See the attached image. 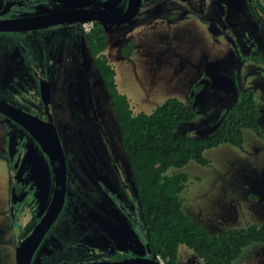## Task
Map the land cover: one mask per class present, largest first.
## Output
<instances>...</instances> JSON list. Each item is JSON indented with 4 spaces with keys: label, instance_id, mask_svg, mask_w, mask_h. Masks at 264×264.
<instances>
[{
    "label": "rangeland",
    "instance_id": "obj_1",
    "mask_svg": "<svg viewBox=\"0 0 264 264\" xmlns=\"http://www.w3.org/2000/svg\"><path fill=\"white\" fill-rule=\"evenodd\" d=\"M159 1L143 3L138 14L126 23L105 24V52L116 69L118 86L135 112H152L169 97L185 102L193 97L197 117L180 123L175 135L198 137L207 136L219 126L240 87L251 88L260 109V133L245 130L241 146L224 143L206 150L208 165L191 161L182 168H171L169 173L188 174L187 187L180 194L183 207L209 233L262 224L264 61L250 55H264V17L253 0H185V4L174 7L170 0L165 4ZM130 42L131 50L125 52L123 47ZM86 56V68L95 69L89 81L101 85L102 90L101 97L100 91L92 88L90 97L99 122L109 137L119 134L127 154L107 88L94 60L88 52ZM195 85H201V89L193 95ZM89 104L88 99L86 108ZM7 124L0 111V264H16L14 242L26 233V220L22 227H12L7 212L11 186V164L4 153ZM57 127L69 167L72 160H80L82 145L77 139L66 138L62 124ZM72 181L69 171L68 182L73 185ZM177 264L205 263L192 248L181 244ZM232 264H264V242L249 245Z\"/></svg>",
    "mask_w": 264,
    "mask_h": 264
},
{
    "label": "flooded vegetation",
    "instance_id": "obj_2",
    "mask_svg": "<svg viewBox=\"0 0 264 264\" xmlns=\"http://www.w3.org/2000/svg\"><path fill=\"white\" fill-rule=\"evenodd\" d=\"M184 1L169 2L174 7ZM128 4L129 0H0V19L34 18L28 24L40 25L0 30V100L9 113L21 116L17 110L21 109L37 117L29 121L47 123L43 130L40 127L43 136L53 131V125L59 134L57 125L62 124L66 138L77 139L83 149L80 160H72L68 167L61 140L66 158L65 199L31 264H103L148 257L153 251L128 150L125 146L126 154L122 149L119 134L109 137L101 126L90 98L92 88L102 97L101 85L89 81L95 69L86 68V52L94 60L86 33L96 26L105 30V24L120 23L82 17L119 15ZM68 11L69 16L61 15ZM59 19L67 21L50 23ZM1 113L8 120L4 153L11 164L7 212L12 227L20 228L26 220V233L17 237L15 251L53 205L56 169L32 131L9 113ZM69 171L73 185L68 182Z\"/></svg>",
    "mask_w": 264,
    "mask_h": 264
},
{
    "label": "trees",
    "instance_id": "obj_3",
    "mask_svg": "<svg viewBox=\"0 0 264 264\" xmlns=\"http://www.w3.org/2000/svg\"><path fill=\"white\" fill-rule=\"evenodd\" d=\"M253 3L264 17V4L260 0H253ZM86 40L109 92L129 153L152 249L163 264H177L181 244L192 248L205 264H232L249 245L264 242V223L230 228L218 234L209 233L203 225L190 218L183 207L180 194L187 187L188 174L169 173L171 168H182L191 161L208 165L210 160L205 157L206 150L224 143L241 146L245 130L260 133V109L255 92L251 88L240 87L234 105L207 136L187 133L177 136L175 132L180 123L197 117L191 103L193 97L188 99L189 102L169 97L152 112H135L127 94L119 88L116 69L105 52L106 32L96 26L86 33ZM131 44L125 45L123 50L130 51ZM250 57L264 61V55L257 53ZM200 89L201 85H195L193 95Z\"/></svg>",
    "mask_w": 264,
    "mask_h": 264
},
{
    "label": "water",
    "instance_id": "obj_4",
    "mask_svg": "<svg viewBox=\"0 0 264 264\" xmlns=\"http://www.w3.org/2000/svg\"><path fill=\"white\" fill-rule=\"evenodd\" d=\"M143 0H129V4L127 9L119 15H108V14H96L95 16L86 15L82 17L83 19H101L106 22H114V23H126L133 19L139 12L140 7L142 5ZM80 12L84 13V9H79ZM68 13L71 12H63L61 15L69 16ZM34 18H11V19H0V30H26L30 28H34L40 25L36 24H28V22H32ZM74 19H68V21H72ZM59 21H67L65 19H59L55 21H51L50 23L59 22ZM105 85V84H104ZM107 88V87H106ZM108 91V90H107ZM10 105V104H9ZM14 109V108H13ZM17 109V108H16ZM0 110L3 112L9 113L8 109L5 108V104L2 100H0ZM18 112L22 113L21 116H17V114H12L14 118L19 119L21 123H23L27 128H29L32 133L36 136V138L41 142L44 149L50 156L52 160V164L54 165V169H56V189L54 193V203L51 208L47 211L46 215L38 222V224L31 229V231L18 243L15 250V262L16 264H31L32 255L38 246L40 240L44 236L47 231L51 228V226L56 221L60 211L62 210V206L65 199L66 193V158L63 146L61 144V139L59 137L58 132L55 129V125L52 126L53 131H47L46 135L43 136L41 129L43 130L44 125L47 124L44 121H29L28 118L37 117L22 111L21 109H17ZM24 115V116H22ZM50 124V123H48ZM51 125V124H50ZM41 127V129H40ZM103 264H163V261L160 259L158 255H156L150 249V255L148 257H136L132 259H125L122 261L111 262V263H103Z\"/></svg>",
    "mask_w": 264,
    "mask_h": 264
}]
</instances>
